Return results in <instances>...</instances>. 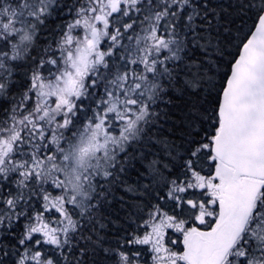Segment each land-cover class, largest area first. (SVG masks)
Returning a JSON list of instances; mask_svg holds the SVG:
<instances>
[{
    "label": "snow or ice",
    "instance_id": "snow-or-ice-1",
    "mask_svg": "<svg viewBox=\"0 0 264 264\" xmlns=\"http://www.w3.org/2000/svg\"><path fill=\"white\" fill-rule=\"evenodd\" d=\"M233 41L217 89L208 53L219 65ZM205 85L218 91L211 131ZM165 86L192 98L183 154L167 176L148 166L166 191L144 186L157 201L144 234L104 251L115 264H138L127 245H150L152 264H264V0H0V264H92L99 238L82 218L104 195L97 178L125 171Z\"/></svg>",
    "mask_w": 264,
    "mask_h": 264
},
{
    "label": "trees",
    "instance_id": "trees-1",
    "mask_svg": "<svg viewBox=\"0 0 264 264\" xmlns=\"http://www.w3.org/2000/svg\"><path fill=\"white\" fill-rule=\"evenodd\" d=\"M237 0H214V3H222L225 7L235 4ZM61 23L60 20L52 18L49 20L47 26L38 31L37 34V47L42 49L46 43L52 38V30L57 24ZM236 27H240V21L237 20ZM247 28H244L246 31ZM234 35H238L235 33ZM233 41L231 45L225 43L226 54L223 61L216 65L215 61L218 54L214 50L208 53L206 63L213 65L212 69L207 72V77L217 80V89L223 82L221 77L227 71V61L231 59L230 53H235V44ZM190 54V53H189ZM36 55L35 52L32 53ZM183 55V54H182ZM23 63V62H20ZM25 69H20V76H23ZM217 77V78H216ZM216 78V79H215ZM213 81V80H212ZM215 84V82L213 81ZM217 89H208L205 85V90L201 92L199 101L205 108L209 109L208 117L205 127L211 131V125L214 123L212 118L213 113V98L218 95ZM157 103L151 107V112L155 113L154 117L150 118V123L144 125V132L141 136L142 139L135 142L140 146L133 144L132 148H126L129 159L125 163V171L120 172L117 168V173L110 180L97 178L103 188H98L97 192L103 191L104 195L98 199H93L91 203L95 206L89 213V216L82 218V223L86 224L89 231L85 235L91 234L93 240L99 238V244L93 245L96 251L95 254H90L92 264H115L117 257L114 253H106L104 248H116L117 241H124L131 239L136 235L142 236L145 229L142 227L144 220L148 219L149 207L146 204H156V200H150L148 192L144 186L148 185L149 188L155 193L157 190L166 191L158 178L154 177L155 174L149 169V164L152 161H158L156 165L160 168L165 176L171 169L172 164L179 163V155L183 154L181 147L182 139L184 138L187 126L185 115L188 111L189 105L192 103V98L189 93H181L176 88L165 86V91L161 94V98L156 101ZM87 104V99L85 100ZM84 119V117H82ZM155 137L156 142L149 144ZM158 141V143H157ZM167 152L168 156L159 157V154ZM135 158H132V157ZM173 157H176L173 160ZM118 159L121 162L125 161V154H118ZM168 164L169 169H164L163 165ZM205 174L209 169L205 168ZM163 203V202H161ZM163 211H169L168 208H163ZM169 214H172L169 212ZM209 221V224L213 221ZM138 225L140 227H138ZM190 227L191 224L186 225ZM202 230H207L206 225H200ZM172 241H176L175 244ZM183 235L173 229H165V245L172 251H183ZM83 243V241H81ZM46 249H51L50 245H45ZM127 250L131 252L140 251L141 256L138 258V264H152V252L150 245H127ZM51 254V253H50Z\"/></svg>",
    "mask_w": 264,
    "mask_h": 264
},
{
    "label": "rangeland",
    "instance_id": "rangeland-1",
    "mask_svg": "<svg viewBox=\"0 0 264 264\" xmlns=\"http://www.w3.org/2000/svg\"><path fill=\"white\" fill-rule=\"evenodd\" d=\"M216 78H217V77H216ZM216 78H215V79H216ZM211 79H212V80L215 82V84H216L217 80H214L213 78H211ZM156 103H157V102H155V104H156ZM155 104H154V105H155ZM154 105H152V107H153ZM143 126H144V125H143ZM143 126H142V127H143ZM116 134H118V132H117ZM144 138H145L144 136H141L142 141H145ZM153 138H154V139L151 140L149 144H153L154 142H156V140H155L156 138H155V137H153ZM157 143H158V141H157ZM134 145H135V146H140V144H135V143H134ZM162 153H163V152H162ZM119 154H120V153H119ZM164 156H168L167 152H164L163 154H159V157H162V158H163ZM207 219H209L210 221H213V223H214V220H213L212 218H207ZM201 226H202V225H201ZM174 231H175V230L173 229V232H174Z\"/></svg>",
    "mask_w": 264,
    "mask_h": 264
}]
</instances>
